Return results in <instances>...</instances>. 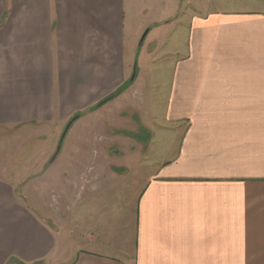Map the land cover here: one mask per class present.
Segmentation results:
<instances>
[{"label": "crops", "instance_id": "1", "mask_svg": "<svg viewBox=\"0 0 264 264\" xmlns=\"http://www.w3.org/2000/svg\"><path fill=\"white\" fill-rule=\"evenodd\" d=\"M0 264H264V1L0 0Z\"/></svg>", "mask_w": 264, "mask_h": 264}, {"label": "rangeland", "instance_id": "2", "mask_svg": "<svg viewBox=\"0 0 264 264\" xmlns=\"http://www.w3.org/2000/svg\"><path fill=\"white\" fill-rule=\"evenodd\" d=\"M263 1H264V0H263ZM162 4H163V3H162ZM148 5H150V4H148ZM163 5H165V8H166V9L169 8V4H166V3H165V4H163ZM151 8H152V9L154 8V16H155V14H156V13H155V12H156L155 9L157 8V4H156V5H151ZM155 32H156V40L161 36V32H162V31H161L160 27H159V26H157V27L155 26V28H152V29H151V32H150V33L147 35V37L145 38V42L148 41V40L154 35ZM145 42H144V43H145ZM144 43L142 44V46L144 45ZM142 46H141V47H142ZM96 116H97V115H96ZM98 119H99V118H98ZM68 134H69V133H68ZM50 140H51V139H50ZM61 169H62V166H61V168H60V171H61Z\"/></svg>", "mask_w": 264, "mask_h": 264}]
</instances>
